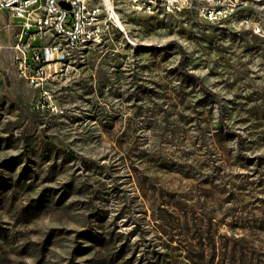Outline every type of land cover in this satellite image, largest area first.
Masks as SVG:
<instances>
[{
  "label": "rangeland",
  "instance_id": "obj_1",
  "mask_svg": "<svg viewBox=\"0 0 264 264\" xmlns=\"http://www.w3.org/2000/svg\"><path fill=\"white\" fill-rule=\"evenodd\" d=\"M93 4L78 49L0 11V264H264V0Z\"/></svg>",
  "mask_w": 264,
  "mask_h": 264
},
{
  "label": "built area",
  "instance_id": "obj_2",
  "mask_svg": "<svg viewBox=\"0 0 264 264\" xmlns=\"http://www.w3.org/2000/svg\"><path fill=\"white\" fill-rule=\"evenodd\" d=\"M95 1L107 10L104 3L109 4L111 0H0V11L19 21L23 26L22 30L32 25L38 32L48 31L60 38L67 48L78 49L79 45H87L84 44V36H92L91 44L99 42V26L94 23L99 9L93 4ZM120 2L131 11L148 14L158 10L171 13L190 4V0H153V8H142L140 0ZM109 10L111 12V8ZM201 13L208 21L220 14L214 10ZM35 60L37 61L36 57ZM18 67L23 68L22 76L30 86H38L44 75L43 66L31 70L24 57H21Z\"/></svg>",
  "mask_w": 264,
  "mask_h": 264
},
{
  "label": "bare ground",
  "instance_id": "obj_3",
  "mask_svg": "<svg viewBox=\"0 0 264 264\" xmlns=\"http://www.w3.org/2000/svg\"><path fill=\"white\" fill-rule=\"evenodd\" d=\"M140 7L142 8H153V0H140ZM92 36H84V44L91 43ZM83 45H79L78 48L82 47Z\"/></svg>",
  "mask_w": 264,
  "mask_h": 264
},
{
  "label": "trees",
  "instance_id": "obj_4",
  "mask_svg": "<svg viewBox=\"0 0 264 264\" xmlns=\"http://www.w3.org/2000/svg\"><path fill=\"white\" fill-rule=\"evenodd\" d=\"M186 76H189V77H192L191 75H186ZM198 84V86L201 88V89H203V87H202V85L200 84V83H197Z\"/></svg>",
  "mask_w": 264,
  "mask_h": 264
},
{
  "label": "water",
  "instance_id": "obj_5",
  "mask_svg": "<svg viewBox=\"0 0 264 264\" xmlns=\"http://www.w3.org/2000/svg\"><path fill=\"white\" fill-rule=\"evenodd\" d=\"M66 10H68V8L66 7Z\"/></svg>",
  "mask_w": 264,
  "mask_h": 264
}]
</instances>
